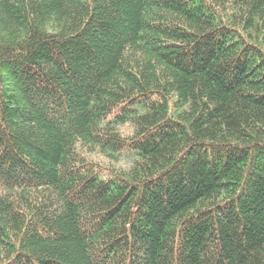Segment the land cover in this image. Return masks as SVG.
I'll use <instances>...</instances> for the list:
<instances>
[{
    "label": "trees",
    "instance_id": "1",
    "mask_svg": "<svg viewBox=\"0 0 264 264\" xmlns=\"http://www.w3.org/2000/svg\"><path fill=\"white\" fill-rule=\"evenodd\" d=\"M0 264H264V0H0Z\"/></svg>",
    "mask_w": 264,
    "mask_h": 264
},
{
    "label": "rangeland",
    "instance_id": "2",
    "mask_svg": "<svg viewBox=\"0 0 264 264\" xmlns=\"http://www.w3.org/2000/svg\"><path fill=\"white\" fill-rule=\"evenodd\" d=\"M119 129H120V131H121L123 134H128V133L131 131V129H130L129 127H127L126 125L121 126ZM92 158H93L94 160H96V161H100L101 163H103V164H105V165H111L110 163H106V162L100 160V158H98L96 155H95V156L92 155ZM122 164H123L122 162H119L118 164L115 165V167H117V168H118V167H122V166H123Z\"/></svg>",
    "mask_w": 264,
    "mask_h": 264
}]
</instances>
